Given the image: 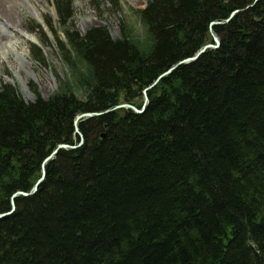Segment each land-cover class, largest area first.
<instances>
[{
	"label": "trees",
	"instance_id": "trees-1",
	"mask_svg": "<svg viewBox=\"0 0 264 264\" xmlns=\"http://www.w3.org/2000/svg\"><path fill=\"white\" fill-rule=\"evenodd\" d=\"M52 5L60 52L85 64L84 96L27 101L0 84V213L58 144L79 143L78 114L111 110L82 118V143L59 149L37 190L14 198L0 264H264V0H148L143 42L126 27L81 34L73 1ZM211 31L219 46L161 77L142 112L112 109L140 108L143 89L213 43Z\"/></svg>",
	"mask_w": 264,
	"mask_h": 264
},
{
	"label": "rangeland",
	"instance_id": "rangeland-1",
	"mask_svg": "<svg viewBox=\"0 0 264 264\" xmlns=\"http://www.w3.org/2000/svg\"><path fill=\"white\" fill-rule=\"evenodd\" d=\"M42 18L37 14L21 9L22 34H32L35 39L20 45L27 52L28 61L23 65L13 54L0 55V84L14 86L18 94L27 101L35 99L36 95L43 98L70 88L77 96H84V88L77 80V73L84 71L85 64L75 60L76 66L71 65L60 52L56 37L64 40L62 28L56 23L57 15L52 0H36ZM73 27L81 34L94 26H104L113 38H118L127 28L134 40L143 42L146 31L139 19L137 10L143 8L148 0H119V7L113 8L103 0H72ZM44 19L52 22V31ZM40 25V29L29 30L31 25ZM15 37V36H14ZM16 38V37H15ZM23 39L20 38L19 41ZM39 45L42 56L36 57L32 48Z\"/></svg>",
	"mask_w": 264,
	"mask_h": 264
},
{
	"label": "bare ground",
	"instance_id": "bare-ground-1",
	"mask_svg": "<svg viewBox=\"0 0 264 264\" xmlns=\"http://www.w3.org/2000/svg\"><path fill=\"white\" fill-rule=\"evenodd\" d=\"M21 9H27L42 18L36 0H0V55L13 54L22 64L24 60L28 61V57L20 45L33 41L35 37L32 34H22ZM20 38L23 40L19 41Z\"/></svg>",
	"mask_w": 264,
	"mask_h": 264
},
{
	"label": "water",
	"instance_id": "water-1",
	"mask_svg": "<svg viewBox=\"0 0 264 264\" xmlns=\"http://www.w3.org/2000/svg\"><path fill=\"white\" fill-rule=\"evenodd\" d=\"M256 1V0H255ZM237 11L234 10L231 12L230 16L225 20V21H228ZM220 22L218 21H213L210 23V26L212 25H215V24H218ZM211 29V28H210ZM211 36H212V40H213V43L211 42H208L206 43L205 45H203L194 55L190 56V57H186L182 60H180L178 63L172 65L171 67H169L167 70H165L164 72H162L157 78L156 80H154V82H152L150 85H148L147 87H145L143 89V103L141 105L140 108H137L135 107L134 105H131V104H128V103H121V104H117L115 105L112 109H117V108H121V107H127V108H131L133 110H135L136 112L140 113L144 110L147 102H148V94H147V91L149 89H151L158 81L161 77H163L164 75H167L168 73H170L173 69H175L179 64L181 63H186V62H189V61H193L195 59L198 58V56L200 54H202L206 49H209V48H216L219 46V39L218 37L211 31ZM111 109H107L103 112H82L80 114H78L76 117H75V120H74V127H75V131L76 133L79 135V138H80V141L79 143L75 144V145H69V144H66V143H60L56 146L55 149L52 150V152L44 159V162L42 164V168H41V175L39 176V178L36 180V182L34 183L32 189L30 190V192H24V191H21V190H18L16 192H14L12 195H11V209L7 212H4V213H0V218L9 214L10 212H12L15 208V205H14V198L17 196V195H28V194H31V193H34L36 190H37V187L39 185V183L43 180L44 176H45V168H44V163L49 160L55 153H57V151L59 149H62V148H76L78 147L82 141H83V136L82 134L80 133L79 129H78V122L82 119V118H85V117H94V116H98L104 112H107ZM100 136H104L103 133L100 134Z\"/></svg>",
	"mask_w": 264,
	"mask_h": 264
}]
</instances>
